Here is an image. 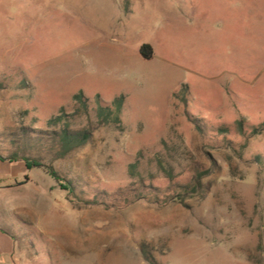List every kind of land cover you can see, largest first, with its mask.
<instances>
[{
    "label": "rangeland",
    "instance_id": "1",
    "mask_svg": "<svg viewBox=\"0 0 264 264\" xmlns=\"http://www.w3.org/2000/svg\"><path fill=\"white\" fill-rule=\"evenodd\" d=\"M262 124L264 0H0V264H264Z\"/></svg>",
    "mask_w": 264,
    "mask_h": 264
},
{
    "label": "trees",
    "instance_id": "2",
    "mask_svg": "<svg viewBox=\"0 0 264 264\" xmlns=\"http://www.w3.org/2000/svg\"><path fill=\"white\" fill-rule=\"evenodd\" d=\"M140 54L145 60H151L153 58V48L149 44H145L140 49ZM76 101H78L82 108L87 109L89 100L85 98L83 94H78L74 97ZM98 107L96 111V116L100 124L103 125H112L117 128L119 131H124L125 127L123 125L122 120V112L125 107V97H117L111 104L103 105L100 98H98ZM68 116L65 114L53 117L47 123V125L51 128L60 127L59 130L49 131H35L40 134V139L50 138L57 142L59 146V156L64 157L74 150L86 145L92 139V133L86 129L82 130H72L68 124ZM240 127H243V122H240ZM253 134H261L264 132V124H262L258 128L253 129ZM44 136V137H43ZM1 161H9V162H19L24 161L26 163L27 168L30 170L32 168H41L43 165L36 160H30L28 158H20L19 156L10 157L8 159L0 156ZM51 176L57 178V174L52 171L50 173ZM26 181H28V177H26ZM150 264H156L154 262H149Z\"/></svg>",
    "mask_w": 264,
    "mask_h": 264
},
{
    "label": "crops",
    "instance_id": "3",
    "mask_svg": "<svg viewBox=\"0 0 264 264\" xmlns=\"http://www.w3.org/2000/svg\"><path fill=\"white\" fill-rule=\"evenodd\" d=\"M4 163H16V162H9V161H1L0 160V167L2 166V165H4ZM3 188H1V186H0V191L2 190Z\"/></svg>",
    "mask_w": 264,
    "mask_h": 264
}]
</instances>
